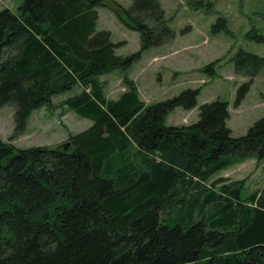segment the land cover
Wrapping results in <instances>:
<instances>
[{
    "label": "trees",
    "instance_id": "obj_1",
    "mask_svg": "<svg viewBox=\"0 0 264 264\" xmlns=\"http://www.w3.org/2000/svg\"><path fill=\"white\" fill-rule=\"evenodd\" d=\"M22 3L0 9V109L15 110L13 136L0 138V264H264V188L245 194L244 180H211L264 161V117L233 138L228 102L216 99L193 125L167 127L170 112L197 106L198 89L145 104L126 76L115 100L99 81L174 40L159 1L121 10L141 46L125 57L96 31L103 0ZM226 23L218 18L211 34ZM246 37L264 41L256 30ZM230 62L249 79L238 107L264 57L238 50ZM214 64L202 71L214 76ZM75 87L62 105L91 123L85 131L52 148L10 144L34 111Z\"/></svg>",
    "mask_w": 264,
    "mask_h": 264
},
{
    "label": "rangeland",
    "instance_id": "obj_2",
    "mask_svg": "<svg viewBox=\"0 0 264 264\" xmlns=\"http://www.w3.org/2000/svg\"><path fill=\"white\" fill-rule=\"evenodd\" d=\"M133 0H103L98 9L96 31H108L114 44L121 43L116 56H129L140 50V35L128 29L119 17ZM169 27L175 33L171 43L146 50L141 59L126 72L115 71L99 78L108 99H118L126 90L122 79L134 82L139 99L154 104L177 96L187 89H198L197 106L191 111L177 108L169 113L165 126H191L198 120V108L216 99L228 102L230 117L226 126L231 137L241 138L253 123L264 117V69L252 80L250 91L236 107L235 97L239 86L248 78L236 76L230 60L238 50L264 57V41L246 36L256 30L264 37V0H158ZM193 3H192V2ZM23 0H0V9L18 12ZM210 4V6L208 5ZM218 18L226 20V31L211 34ZM214 64V76L202 69ZM79 91L53 96L50 108L34 111L27 120L25 131L10 144L26 150L33 147L60 146L69 136L85 131L91 123L77 117L62 102ZM15 110L11 106L0 109V138L8 142L13 136ZM226 178L243 181L245 194L264 188V161L247 158L221 171L211 180Z\"/></svg>",
    "mask_w": 264,
    "mask_h": 264
}]
</instances>
